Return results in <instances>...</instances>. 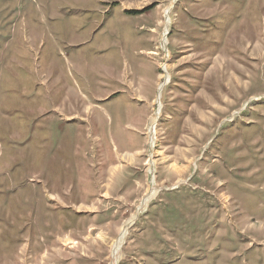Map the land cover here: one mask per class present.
Listing matches in <instances>:
<instances>
[{
    "label": "rangeland",
    "instance_id": "rangeland-1",
    "mask_svg": "<svg viewBox=\"0 0 264 264\" xmlns=\"http://www.w3.org/2000/svg\"><path fill=\"white\" fill-rule=\"evenodd\" d=\"M131 219L115 264H264V0H0V264Z\"/></svg>",
    "mask_w": 264,
    "mask_h": 264
},
{
    "label": "bare ground",
    "instance_id": "bare-ground-1",
    "mask_svg": "<svg viewBox=\"0 0 264 264\" xmlns=\"http://www.w3.org/2000/svg\"><path fill=\"white\" fill-rule=\"evenodd\" d=\"M169 10H170V8H168L166 10V12H169ZM169 80H170V77H169V75H167L165 78V83H162L161 87L166 86V84L169 82ZM158 107H160V106H158ZM160 111H161V107L158 108V110L156 111V114L152 117V120H151L152 124H151L150 140H151L152 144L153 143L155 144V141L157 140V125H158L157 123H158V116H159ZM155 193H156V191L153 190V191H151L150 194H148V196L143 201L142 207H145L148 204V202L155 196ZM132 224H133V220L131 219L130 221H128L127 225L122 227L121 232H120V236L117 239V241L115 242L113 249H112V259H113L112 264H115L117 259L119 258L120 250L122 249V247L124 245L125 237L128 234V228Z\"/></svg>",
    "mask_w": 264,
    "mask_h": 264
},
{
    "label": "crops",
    "instance_id": "crops-1",
    "mask_svg": "<svg viewBox=\"0 0 264 264\" xmlns=\"http://www.w3.org/2000/svg\"><path fill=\"white\" fill-rule=\"evenodd\" d=\"M149 118H150V116L148 115V117H147V119L149 120ZM129 155V154H128ZM135 158H137L135 155H131V156H125V158L124 157H122L121 158V163L119 164V163H117V164H115V165H113L112 166V169H111V171H110V177H111V179L114 177V173L115 172H122V169H124V167H125V164L127 163V162H129V160H131V161H133ZM121 166H122V169H121ZM114 169L116 170V171H114ZM124 174V173H123ZM125 178V175L123 176V179ZM132 181V184L134 183V184H137V182H136V179H134V176H133V179L132 178H130V176H128L127 177V180L125 181L126 183H128V182H131ZM124 182V183H125ZM126 183H125V185H126ZM131 184V183H130ZM134 186V185H133ZM127 187V186H126ZM115 188H116V185H115V182H114V185L113 186H111V185H109L108 183H107V185L105 186V188L101 191V194H103V195H105V194H112V193H115L116 192V190H115ZM130 192H135V190H131Z\"/></svg>",
    "mask_w": 264,
    "mask_h": 264
}]
</instances>
